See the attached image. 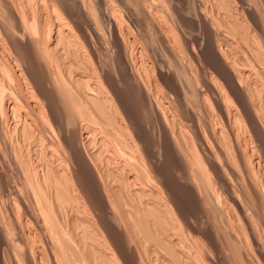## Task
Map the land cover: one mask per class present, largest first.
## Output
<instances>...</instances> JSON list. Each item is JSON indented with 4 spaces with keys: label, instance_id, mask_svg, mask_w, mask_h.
Listing matches in <instances>:
<instances>
[{
    "label": "bare ground",
    "instance_id": "6f19581e",
    "mask_svg": "<svg viewBox=\"0 0 264 264\" xmlns=\"http://www.w3.org/2000/svg\"><path fill=\"white\" fill-rule=\"evenodd\" d=\"M20 1L17 3L14 0H0V10H4L16 21V23L19 21L22 27L28 26V32L30 33V25L34 23L33 30L38 33V31L42 29L43 23V18L41 19L42 5H46L47 0H45L44 4L41 2L43 0ZM195 1H197L196 3H198L197 5L199 6V10H197L198 14L195 17L178 13V15L180 14L178 19H180L184 26L186 25V27L190 28L189 30L192 31L190 33L191 36L182 38L183 40H181V35L176 36H180V40L183 43L182 44L179 40L183 46V48H181L182 50H178L174 46L175 37H173L174 39L172 40L170 39L171 37L168 36L171 31L174 34L176 29H173V31L171 27H169V31L168 29L158 27L159 34L161 35V43H163L162 45L167 49V52L169 51L172 53H168L171 57V61L169 62H172L176 67L177 64L175 65L174 60L180 58L178 56H183L182 54L185 53L184 55L188 57L189 61L194 57V62L196 61L199 67L201 66L206 69L207 72L208 70L210 72L209 77L207 76L208 73H206L207 75L205 74L208 78H200L203 89H197L201 91L198 93L194 88L197 85L196 83L200 84V82H197L196 78L193 79L191 75L188 76L187 80H184V77V79H173L176 89H172V91L174 90L175 100H177L175 101L176 106H174L175 103L173 102L174 105L167 107L165 105L166 103L163 101L165 98L163 96L165 95L163 91L165 90H162L159 84L161 85L164 83L165 86L169 88H174V85L172 82L171 84L173 86H170V82H167V79H165L166 76H163L162 72L164 70L162 71V68L160 70L158 69L159 71H157V73L151 72V74H155L152 80H148L151 76L147 78L148 68L152 65L150 62L151 65L148 64L149 67L147 66L149 61L145 64L148 68L142 65L144 68L148 69L144 73V76H142V74L138 75L139 72H136V75L135 72L132 71L134 65L130 64L132 63L130 60L135 61L137 58L131 59L130 43H128L131 40L128 41L129 38L126 39L127 36L122 35V29L119 26L120 24H118L119 20L117 19L118 21H116L112 11V13L109 11L110 17L112 18L109 20H113V30L111 29L115 38L113 42L118 46V50L116 52L114 51V54H117L114 55V59L115 57L116 59L114 60L110 56L112 60L115 61L113 65L101 59L102 56L105 57L107 55H102V53H104L105 43L103 44V51L101 48V50H99L96 45L95 48L92 49L93 46L90 48L92 50L88 49L84 50V52L79 49L81 53L77 52L74 55V52L72 54L73 58L70 52L65 53L64 51L62 55L61 52H63V50L60 49V42L71 37L73 34L69 21L67 22L69 25H67L65 19L62 17H57L54 22L55 29L52 30L53 36L48 34L49 38L53 39V41L48 42L45 38L47 34L40 37L38 34H35L39 38L44 37L43 39L47 40H45V42H48V45H45L43 42L44 40L41 39L42 44L44 43L43 45L46 46L43 47L45 50L42 49V51L40 49L43 45L40 47L41 44L38 45V42L35 48L32 47V44H29L32 41L34 42L33 33V36L30 34L26 43L22 42L19 45L14 44L12 46L14 50H16L15 54L17 51L22 50L21 52H23V49L26 51L27 47L29 49L31 47V51L28 50L30 53L27 52V54L29 53L30 55L25 54L24 56L26 57H21V55L18 54L19 56L16 55L17 57H14L15 60L18 59L17 61H19V57H21L22 62L25 64V66H22L17 63L21 66H18L19 69L16 68L18 71L14 70L15 68L11 67L6 60L0 59V122H3L5 116L8 115V107H11V110L15 112L14 114L21 110V108H24L26 111V118L25 121H23L25 123L20 125V120V124L14 123V127L9 126L10 128L5 129L8 133L5 131L6 133L1 134L4 131H0V134L8 145H4L5 148L7 147L8 150L10 149V153L13 154V156L10 155L15 159L13 164L16 162L19 168L18 170H20L19 172L23 174V179H25L26 184L32 191L29 190L31 193L28 197L31 198L32 195L33 200L30 201L32 203L29 202V206L25 207V211L30 213L29 216L34 223L33 225H35V231L26 230L23 224L15 219L16 216L14 213V216L11 214V216L14 217L12 218L7 209V213L4 214L3 212L5 209L2 212L0 208V218H4V215L8 218V220H5L8 222L6 224L4 223V226L1 224L2 226L0 227V233L3 235L0 237V264H97V261H100L102 264H121V262L122 264H156V260L153 256L158 251L156 252L154 248L155 252L151 257L149 251L150 247H142L140 245V241L142 240L138 238L135 239L136 236L134 237L135 234L133 231L135 232L138 229H142L140 227H146L148 232L153 234L156 239H154L153 244H151L153 247L154 245L155 247L158 245V241L160 245H163V247L171 251L175 257H178L177 261L180 258H183L185 261L187 258V263L181 260L184 262L183 264H189L190 259H193L195 264H208V262H210L208 259L209 254L206 256V251L208 249H206L205 253L195 251L196 253L194 254L192 252L193 249L190 247V245H192L190 241H193V239L190 238L191 235L185 234L191 239L189 240L184 234H181V230L183 232V229L186 228H183L182 225V229L180 228L181 224L180 226L178 225V218L180 219V217L176 216L178 213H176V211L177 209L181 211V207L179 206V210L178 205L175 204L177 202L175 198L176 195H174L164 179V177H166L165 172H162L158 166L161 156L165 157L166 155L172 158V160L175 159L177 168L172 166L175 168L173 169L174 176H176L175 179L185 184L193 201L194 206H192L196 210L194 211L192 208L190 211L186 212V215H183L185 212H181V214L179 212V216H183L181 219H184L186 216L184 219L186 222L180 219V223H187L185 226L188 225L190 231H192V226L193 228L198 226V228L205 231H203L204 237L208 236L205 239L214 235L209 238L211 243L208 241L209 243L207 242V245L209 246V244H212L217 248L221 246V250L223 241L220 242L221 238L218 237L220 234L218 231L216 232L213 226L214 224L212 225L209 221L208 223L210 225H204V221L206 220L204 219L205 215L208 216L207 213H209L210 210H213V212L215 211L219 218H222L221 225L227 235L226 242L229 243L228 245L231 244L230 246H232V248H235V252L233 253L238 254L239 250L243 252L244 249L249 259L245 264H255V257L252 254L254 253V249L256 251L257 246L260 245V240L258 239L260 235L257 237L258 232L256 233L255 226L257 218L255 219L253 217L252 210L257 206H261L262 212L264 210V12H261L264 8H262L263 5L257 6L259 3H257L258 0H237L240 6L237 2L236 4L238 6L235 4L236 7H240L241 12H239H243L245 15L241 16L238 12V8H234L235 10H232L233 7L229 9L228 5L231 3L230 0H226V3H224V0H215L218 1L217 3L221 6L228 3V5H225L226 10H223L224 7H222V10L219 7V12L225 11L221 15L219 12L217 14L215 12L214 14V9L208 8L207 2L209 0ZM141 3L143 4L144 2ZM152 3L154 2L152 1ZM232 4H230V6ZM82 5L84 7L85 5L89 7L88 3ZM143 5L140 4V6ZM148 5L149 4H147V7ZM19 6L20 8L18 9ZM27 7L29 9L30 7H34L33 15L30 14L31 11L29 12ZM54 7H52V10H54L53 12L56 10L58 11L59 7H55L56 10L53 9ZM81 7H79L80 10ZM259 7H261L262 10H259ZM47 8H49V4ZM148 9L153 10L151 7ZM67 10L65 11L68 12ZM57 11L56 13L62 12H60V9L58 12ZM88 11L89 13H87ZM88 11L84 12V16H87L85 19L89 16L90 21L89 19L85 21L90 23L91 31L86 29L85 32V30H81V27L80 29L77 27V30H81L82 36L84 35V38L89 42L90 40L88 38L91 37V32H93L94 38L96 37L97 40L98 38H102V36L100 31H98L99 28L96 27L97 23H99L96 21L97 18L92 19L96 11L94 10L95 14L93 13L92 15V11ZM152 12L150 13L154 14V11ZM161 13L162 12H160V16ZM165 13L162 14L165 16ZM61 15L59 14L58 16ZM65 15L66 13L63 14V16ZM171 15L172 14H169L167 18V15L163 17L169 20L173 18ZM91 16L93 17L91 18ZM150 17H152V15ZM31 20L33 23L29 25ZM47 21L48 23L46 22V25L49 24V20ZM95 21L97 22L96 24ZM173 21L171 20L170 22ZM189 22L192 24L190 25ZM198 22L201 23L203 25L202 28L205 29L202 38L194 31V29L197 28L196 24L197 26L201 25H198ZM182 23L181 26H183ZM20 24L18 23V25ZM75 24L73 23V25ZM77 24L80 23L78 22ZM14 26L18 28L17 25ZM157 26H161V23L160 25L157 24ZM176 26L179 25L177 24ZM44 28L47 29V27ZM183 29L185 30L184 27ZM43 31L42 34L44 33ZM177 31L180 32L179 30ZM2 32L0 37L4 36ZM17 33L18 31L13 28L12 32L9 33L10 39L12 38L15 40ZM85 39L84 42L88 44ZM93 39L91 40L93 41ZM132 39L134 41V38ZM241 41L242 43L244 42V45ZM6 42L7 41H5V45ZM27 42L29 44L28 46H26ZM97 42L98 44L100 43L99 41ZM83 43L80 44L79 42L78 44L75 42L76 47L74 50L79 48V45L87 47ZM89 45L91 44L89 43ZM7 46H9V44ZM132 46L134 47V45ZM98 47L100 46L98 45ZM11 48L8 50L12 51L13 49L11 50ZM4 49L7 48L4 47ZM9 51H7V54ZM204 51L206 53H204ZM180 52L183 53L180 54ZM145 53L148 54L146 57L149 56L148 52ZM142 58H144L143 55ZM146 59L147 58H145V61ZM17 61H15V63ZM12 62L14 63V60ZM61 62L62 65L64 64L63 67L61 66ZM161 63L163 64V61ZM156 64L155 69L159 67V64L158 67ZM29 66H33L34 70L36 69L39 71L38 74H40L38 77L36 74L33 75L32 72L30 73L28 69ZM203 68H201V70ZM139 69L137 68L136 70L138 71ZM175 70L180 74L183 73L185 76L189 74H187L188 69L183 66H177ZM175 73L177 72L175 71ZM198 73L201 74L200 72ZM18 75H20V78L26 75L27 77H24L25 79L29 77V82L27 83L26 80V83L31 88V94L28 95L26 93L28 96L24 93H20L19 91L21 89L19 87H17L14 92L9 90L12 88L11 86L10 88L7 87L8 85L6 82L8 80L10 82L13 77L17 78ZM64 75L66 78L63 77ZM172 75H174V73ZM170 79H172V77H170ZM126 80L133 81L134 85H131L132 82L127 83ZM115 82L119 84L127 83L136 91L138 90V96H140L142 103H144V108H142L144 111L151 110L158 121L159 127L157 126L158 124L156 127H153H158L157 130H155L156 132L159 131L158 135L156 133V136L159 138L157 141H154L156 137H151L153 141L149 140L150 135L147 134L149 137L146 135V129H141L138 122H136L137 120L132 118L133 116L127 118L130 113L127 116L123 115L126 117L125 119H127L125 121L127 123H123L124 117L122 115L119 117V110L122 108L125 110V107L119 104L122 101L118 102L117 100L118 89ZM6 87L9 88L8 90L11 93ZM17 89L19 91H17ZM193 89L198 96H200L199 98L204 99L205 103L208 102V104L204 105L205 110L202 112L203 115L201 113L202 116L199 115V113L197 114L192 106L190 107L191 104L189 105L190 96L193 95V93L195 94L194 91L192 92ZM5 91L10 93L11 106H8V104L7 107L5 106L4 98L9 95L7 94L5 96ZM40 96L43 102H40L42 101ZM28 99H33L31 100L32 103H30ZM117 103L122 108L118 109ZM186 113L189 115V117H187L189 118V125L187 127L184 125V122H182V117ZM8 117L9 116H7V118ZM13 117V119L17 120L22 119L19 118V116L15 117V115H13ZM82 120L86 121V124L82 123ZM11 121L13 120L11 119ZM4 122L6 123V121ZM0 126L3 127L4 125L1 124ZM101 126L104 128L102 129ZM52 131L53 133L57 131V134H55L57 138L53 137L54 134L52 137L49 136ZM190 131L193 136L189 135ZM17 133H19L21 138H19L18 135V139L17 137L14 139ZM210 133L211 136H208ZM26 134L28 136L30 135L31 141L33 140L32 137L36 138V141L31 142L34 144L33 146L30 144L28 145L34 150L26 145H21L20 140L23 143V141H25L24 137H27L25 136ZM152 134L154 133L152 132ZM94 135L95 137L96 135L100 136L98 138L96 137V139ZM110 136L113 137L111 138L112 140H109ZM49 138L51 139L50 141ZM95 139L99 141V144L101 143L100 146L102 145L101 150L99 147L98 149L100 151L98 152L97 150V153H95V149L92 148ZM4 140L3 142H5ZM30 140H28L29 143ZM0 146V155H2L3 152H1V149L3 148V144ZM52 148L54 150L56 148H61L65 153V157L62 158V154L60 155L61 157L59 156L60 158H55V155L51 156L49 154L51 152L49 151ZM4 150L3 148V151ZM57 151L61 152L60 149ZM52 152L55 154L54 151ZM49 155L51 158L48 159ZM3 158L5 157L3 156ZM4 178L5 177L0 175L1 181L6 182ZM2 189L4 190V188ZM93 190L96 191L94 196L91 195ZM20 192L22 193V191ZM2 193L0 192V194ZM22 196H24V194ZM23 199L25 198L22 197L20 201L24 203ZM17 201L19 202V199ZM25 201L28 204L29 200L27 201V198ZM71 203H73V206H71ZM213 212L209 213V216H211L210 214L213 216V214H215ZM64 213L68 215L67 218H65ZM26 214L28 213L26 212ZM214 218L216 219V216ZM219 218L217 219L220 222ZM253 218L256 221H254ZM214 222L216 221L213 220V223ZM257 224L259 226V223ZM217 227L219 228V226H216V228ZM16 230L18 231L16 232ZM147 230L145 231L146 233ZM141 231L142 230H140V232ZM257 231H259V229ZM41 232L47 234L45 241L43 244H40V246L37 244V235L39 236ZM140 232L137 231L138 234ZM195 232L198 231L196 230ZM216 233L218 235H216ZM260 233L261 232H259V234ZM149 234L144 236H149ZM40 235L43 236L42 234ZM261 235H263V232ZM204 237L201 238L203 239ZM141 239L143 238L141 237ZM186 239L189 242H187ZM154 242L157 244H154ZM187 243L190 245H186ZM147 245L150 246V244ZM207 245H204L203 248L201 246L198 247L202 248L204 251V247H207ZM198 247L194 250H198ZM161 248L162 247L159 249ZM215 249H213L214 251L212 252H215ZM161 250L162 252H166V250L163 251L164 249ZM199 251H201V249H199ZM158 253H160V251ZM262 253V255H264V252ZM160 255L161 254H157V256H155L157 260L161 259L160 262H162V264H172L174 259L171 260L169 253H165L162 257ZM216 255H218V253ZM257 255H259V253ZM120 258L122 261H119V263L118 260ZM262 258L264 260L263 256ZM213 259L212 257L210 260ZM215 261L213 260V262ZM191 262L193 261L191 260ZM216 262L218 263V261Z\"/></svg>",
    "mask_w": 264,
    "mask_h": 264
},
{
    "label": "rangeland",
    "instance_id": "374dc122",
    "mask_svg": "<svg viewBox=\"0 0 264 264\" xmlns=\"http://www.w3.org/2000/svg\"><path fill=\"white\" fill-rule=\"evenodd\" d=\"M15 2H17V3H19V1H17V0H14ZM80 1V2H79ZM126 1V2H125ZM138 3H137V2ZM152 1L154 2V3H152ZM157 1V2H156ZM159 1V2H158ZM164 1H166V2H164ZM151 0V2H150V0H85V1H83L82 0V2H84L85 4L86 3H88L89 5V7H87L86 5H85V7L82 5V4H84V3H82L81 2V0H55V2H54V0L52 1L51 0V2L52 3H54V4H52L51 2H50V0H47L46 2V5L44 4V2H45V0H43V1H41L42 2V4H44V5H42V10H41V19H42V29H40L39 31H38V33L37 32H35L34 30H33V27H34V23H33V21L31 20L30 22H29V25L31 24V23H33L32 25H30L31 26V33L30 32H28V26L27 27H22V24H20V22L19 21H17V23H16V21L14 20V19H12L4 10H0L1 12H0V24H1V31H0V34H1V32H2V30H3V32H5V33H3L2 32V35H4L3 37H0V59H3V60H6L9 64H10V66L11 67H14L13 69L14 70H16V68H18V66L19 65H22V66H25V64H24V62H22V60H21V57H23L25 54L26 55H30L29 53V51H31V47H30V49L27 47L26 49V51H25V49H23V52H25V53H23V52H21V51H17L16 52V54H15V51L16 50H14V48L12 47L14 44H16V45H19L20 43H26V41H27V39H29V37H30V34L32 35V33L34 34V42L32 41L31 43H29V44H32L33 46V48H35V47H37V42H38V45H40V47L45 43V45H48L47 43L48 42H51V41H53V39H50L49 38V35L48 34H51L52 36H53V33H52V30L53 29H55L54 28V22H55V20L57 19V17H62V18H64L65 19V22H66V24L67 25H69L70 24V26L72 27V30H73V34H72V36L71 37H69V38H66L65 40H63V41H61L60 43L62 44H60V49L61 50H63V52H61V50H60V52H61V54L63 55L64 54V51H65V53H67V52H70L71 53V55L74 53V55L78 52V53H81V51H83L84 52V50H92L93 48H95V46L97 45V48H99V50H101L104 46V53H102V51H103V49H102V51H101V53H102V55H106L105 57H103L102 55V57H101V59H102V61H106V63H108V64H112L113 65V63L115 62L114 60L116 59V57H115V59H114V55L116 54H114V51L116 52L117 50H118V46H117V44H115V42H113V40L115 39L114 38V34H113V27H112V23H113V20H109V19H112L111 17H110V12L112 11L113 12V14H114V18L116 19V21H118V24H120L119 26L121 27V29H122V35H124V36H127L126 37V39L127 38H129L128 39V41L129 40H131V41H129L128 43H130L129 44V47H130V51H131V53H130V56H132L131 57V59L133 58V59H136L135 61H133V60H130V62L132 61V63H130L131 65H134V68H132V71H134L135 72V74H136V72L138 73V75H141L142 74V76H144V73L146 72V70H148V76H147V78L149 77V76H151V77H149L148 78V80H152V77H154L155 76V74L154 73H152V74H154V75H152L151 74V72H156L157 73V71H159L161 68H162V73H163V76H166V78L165 79H167V82L170 84V86H173L174 85V88L172 87H170L171 88V90H170V88L169 87H167V86H165V84L164 83H162L161 85L159 84V86H161L162 87V90H165V91H163L164 93L163 94H165V95H163L165 98H164V102L166 103L165 105L168 107V106H170V105H174V103H175V105L174 106H176V102L175 101H177V100H175V96H174V90L172 91V89H176V87H175V82L173 81V79H176L177 78V80L180 78H182V79H184V80H187L188 79V76L189 75H191V77L194 79V78H196V81L198 82H200V84L199 83H196L197 85L195 86V88L194 89H196V91H197V93L198 92H201V91H198V90H201V89H203V86H202V84H201V79L202 78H206L207 76L209 77V75H210V72H209V70H208V72H207V70L206 69H204L203 67H199L198 66V64H197V62L195 61L194 62V57H193V59H191V61H189L188 60V57L186 56V55H184L185 53H183V52H180V54H182L183 56H178V57H180V58H176L175 60H174V62H175V65H176V67L174 66V64L172 63V62H169V61H171L170 60V54H172V53H170L169 51L167 52V49H165V47H164V45H162L163 43H161V35L159 34V28L158 27H160V28H165V29H168L169 30V27H171V30H175V33H176V31L177 30H179L180 32H181V34H180V32H178L177 31V33H179V34H173V32L171 31V32H169V34H168V36H170L171 38L170 39H174L173 37H175V40H174V46L176 47V49H178V50H180L181 48H183V46L181 45V40H183L182 38H188L189 36H191V32L192 31H190L189 29L190 28H187L186 27V25L184 26V24L180 21V19H178V17H179V15H178V13H181L182 15L184 14V15H189L190 17L192 16H196L197 14H198V11L197 10H199L198 9V3H196L197 1H195V0ZM214 1V2H213ZM223 1V0H222ZM226 0H224V3H226L225 2ZM57 2V3H56ZM76 2H78V3H76ZM141 2H144L143 4L141 3ZM218 1H215V0H209L207 3V5H208V8H210V9H214L213 10V13L215 14V12H216V14L219 12V9L221 8V10L223 9L222 7H224V9L223 10H226V8H225V5H228V3L227 4H225L224 6L222 5H219L218 3H217ZM230 4H232L233 2V4L230 6V4L228 5V7H229V9H232V7H233V9L232 10H235L236 8H238V12L240 11L241 12V8L240 7H236V5L238 4L239 6H240V3H239V1H237V0H230ZM238 2V3H237ZM261 4H259V3ZM20 3H21V1H20ZM111 5H110V4ZM113 3V4H112ZM137 3V4H136ZM146 3V4H145ZM153 4V5H151V4ZM156 3V4H155ZM237 3V4H236ZM257 6L259 5V6H262V8H264V0H258L257 1ZM49 4V8H47V5ZM70 4V5H69ZM80 6H79V5ZM140 4L141 5H143V6H140ZM147 4H149L148 5V7H147ZM155 4V5H154ZM162 4V5H161ZM188 4V5H187ZM221 4V3H220ZM236 4V5H235ZM52 5H58L56 8H58L59 7V9H60V12L62 11V12H64V13H59L58 11H59V9H58V11L55 9V7L54 6H52ZM60 5V6H59ZM128 5V6H127ZM157 5V6H156ZM197 5V6H196ZM237 5V6H238ZM26 6V5H25ZM45 6H46V8H45ZM51 6V7H50ZM63 6V7H62ZM83 7L84 8V10L87 12L88 10H90V11H92L91 12V15L94 13L95 14V11H96V14L94 15V18H92L93 16H91V18L92 19H95V18H97L96 19V21H98L99 23H97L96 21H95V24L97 23V28H99L98 29V31H100V34H101V36H102V38H98V40H97V38L95 37L94 38V34H93V32H91L92 33V35H93V38H92V35H90L91 37H89L88 39L90 40L89 42H88V40H86L85 38H84V35L82 36V32H81V30H85V32H86V29H88V31L91 29L90 28V23L88 22V21H85V20H88L89 19V16H88V18L87 19H85V17H87V16H84V10H83V8L81 7V10H80V8L79 7ZM93 6V7H92ZM108 6H110V7H108ZM153 8V10H151V9H148V8ZM211 6H212V8H211ZM218 6V7H217ZM45 9H44V8ZM52 7H54L53 9H55L58 13H56V11L55 12H53L54 10H52ZM70 7V8H69ZM147 7V8H146ZM159 7V8H158ZM220 7V8H219ZM227 7V6H226ZM20 8V6L18 7V9ZM51 8V9H50ZM63 10H62V9ZM66 8V9H65ZM141 8V9H140ZM177 8V9H176ZM218 8V9H217ZM235 8V9H234ZM21 9H22V6H21ZM21 9H20V11H21ZM31 9V10H30ZM30 9L27 7V10L30 12L31 11V13L30 14H32L33 12H34V7H30ZM49 9V10H48ZM68 9V10H67ZM109 9V10H108ZM145 9V10H144ZM157 9H159V10H157ZM173 9V10H172ZM48 10V11H47ZM51 10V11H50ZM65 10H67L68 12H66ZM95 10V11H94ZM147 10H148V12H147ZM169 10V11H168ZM174 10H176V11H174ZM259 10H262L261 9V7H259ZM3 11H4V13H3ZM27 11V12H28ZM83 11V12H82ZM110 11V12H109ZM152 11H154V14H152L153 12ZM156 11V12H155ZM170 12V13H168V12ZM111 12V13H112ZM150 12H152V13H150ZM158 12V13H157ZM160 12H162L163 14L165 13V16H166V18L169 16V14H172L171 16H173V18L172 19H169V20H166V19H164V15L161 13V16H160ZM172 12V13H171ZM223 12H225V11H223ZM222 11H220L219 13L222 15V13H223ZM239 12V13H240ZM261 12H264V10H262ZM54 13H56V14H54ZM66 13V15L65 16H63V14H65ZM69 15H68V14ZM87 13H89V11L87 12ZM156 13V14H155ZM243 13V12H242ZM242 13H240L241 14V16L243 15V16H245L244 15V13L242 14ZM60 14H62L61 16H58V15ZM116 14V15H115ZM131 14V15H130ZM149 14H151L152 15V17H150L151 15H149ZM33 15V14H32ZM85 15H86V13H85ZM144 15V16H143ZM157 15V16H156ZM164 17H163V16ZM175 15V16H174ZM178 15V16H177ZM5 18H4V17ZM51 16V17H50ZM52 16H53V18H52ZM56 16V17H55ZM68 16H70V17H68ZM98 16V17H97ZM102 16H104V17H102ZM108 16V17H107ZM149 16V17H148ZM146 17V18H145ZM155 17V18H154ZM156 17H157V19H156ZM160 17V18H159ZM50 18V19H49ZM72 18V19H71ZM52 19H53V21H52ZM77 19V20H76ZM118 19V20H117ZM146 19V20H145ZM149 19V20H148ZM178 19V20H177ZM47 20H49V24L48 25H46V22L48 23V21ZM173 21V22H170V21ZM69 21V24L67 23ZM71 21V22H70ZM74 21H76V22H74ZM89 21H90V19H89ZM148 21V22H147ZM158 21V22H157ZM169 21V22H168ZM9 22V23H8ZM51 22V23H50ZM80 23V24H77V23ZM84 22H86V23H84ZM88 22V23H87ZM163 22V23H162ZM178 22V23H177ZM3 23V24H2ZM18 23L20 24V25H18ZM45 23V24H44ZM71 23H72V25H73V23L75 24V25H73V26H75V27H73L72 25H71ZM151 23V24H150ZM158 25H160V23H161V26H157V24ZM169 23V24H168ZM172 23V24H171ZM180 23V24H179ZM181 23H182V25L183 26H181ZM190 23V22H189ZM44 24V25H43ZM53 24V25H52ZM89 26H88V25ZM148 24V25H147ZM168 26H166V25ZM174 24V25H173ZM178 24L179 26H180V28H179V26H176V25ZM192 23H190V25H191ZM199 24H201V23H199L198 22V25ZM7 25H8V27H7ZM14 25H17V27L18 28H16ZM46 25V26H45ZM51 25H52V27H51ZM77 25V26H76ZM80 25H82V26H80ZM88 26V27H86V26ZM114 25V24H113ZM173 25V26H172ZM193 25H195V24H193ZM30 26H29V28H30ZM48 26H49V29H48ZM85 26V27H84ZM99 26V27H98ZM156 26V27H155ZM165 26V27H164ZM174 26H175V28H174ZM21 27V28H20ZM44 27H47V29L46 28H44ZM51 27V28H50ZM70 27V28H71ZM77 27H79V29H80V27L82 28L81 30H77ZM183 27L185 28V30L183 29ZM196 27L199 29H194V31L196 32V33H198V35H199V37L200 38H202L203 36H204V33H205V29L204 28H202L203 27V25L201 24L200 26H197V24H196ZM8 28V29H7ZM12 28V29H11ZM13 28L16 30V31H18V33H17V36L15 37V40L14 39H10V37H9V33L10 32H12V30H13ZM23 28V29H22ZM83 28H85V29H83ZM157 28V29H156ZM179 28V29H178ZM18 29V30H17ZM19 29H21V30H19ZM112 29V30H111ZM201 29H204V30H201ZM10 32H9V31ZM44 30V31H43ZM158 30V31H157ZM173 30V31H174ZM198 30V31H197ZM22 31V32H21ZM29 31H30V29H29ZM42 31L44 32L43 34H42ZM45 31H47V32H45ZM91 31V30H90ZM170 31V30H169ZM188 31V32H187ZM49 32V33H48ZM78 32V33H77ZM81 32V33H80ZM124 32V33H123ZM14 33H15V31H14ZM90 33V32H89ZM29 34V35H28ZM38 34V36L40 37V36H44V35H46V39L48 40V42H45V40L46 39H43L44 37H41V38H39L38 36H36V35ZM41 34V35H40ZM81 34V35H80ZM173 34V35H172ZM178 35H181V40H180V36L179 37H176V36H178ZM33 36V35H32ZM104 36V37H103ZM129 36V37H128ZM159 36V37H158ZM36 37V38H35ZM39 39H38V38ZM78 37V38H77ZM81 38V39H80ZM83 38V39H82ZM132 38H134V41H133V39ZM148 38V39H147ZM177 38H179V39H177ZM44 40L43 42V44H42V40ZM71 39V40H70ZM84 39L88 42V44H86L85 42H84ZM91 39H93V41L91 40ZM103 39H105V40H103ZM9 40V41H8ZM14 40V41H13ZM38 40V41H37ZM46 40V41H47ZM50 40V41H49ZM78 40V41H77ZM178 40V41H177ZM179 40H180V42H179ZM5 41H7L6 42V45H5ZM97 41H101L99 44H98V42ZM14 42V43H13ZM63 42V43H62ZM66 42V43H65ZM68 42V43H67ZM73 42V43H72ZM75 42L76 43H78L79 44V42H80V44L81 43H83L84 45H86L87 47H82V46H80L79 45V48H77V49H75L74 50V48L76 47L75 46ZM93 42H94V44H93ZM106 42H107V44H106ZM176 42H179V43H176ZM35 45H34V44ZM89 43L91 44V45H89ZM105 43V44H104ZM131 43H132V45H134V47L131 45ZM241 43H242V41H241ZM9 44V46H7ZM28 44V42H27V45L26 46H28L29 45ZM65 44V45H64ZM68 46H67V45ZM73 44V45H72ZM102 46H101V45ZM103 44H104V46H103ZM114 44H115V46H114ZM147 44V45H146ZM183 44V43H182ZM243 45H244V42L242 43ZM1 45H4V46H1ZM45 45H43L42 46V48H40L41 50L43 49V50H45V48H43ZM98 45L100 46V47H98ZM113 45V46H112ZM180 45V46H179ZM31 46V45H30ZM70 46H72V47H70ZM93 46V47H92ZM146 46V47H145ZM4 47H6L7 49H4ZM12 47V48H11ZM39 47V46H38ZM46 47V46H45ZM68 47V48H67ZM92 47V49H90ZM9 48H11V50L12 51H14V52H12V51H9L10 49ZM66 48V49H65ZM72 48V49H71ZM81 48H83V49H81ZM87 48V49H86ZM101 48V49H100ZM112 48V49H111ZM9 49V50H8ZM79 49L81 50V51H79ZM6 50V51H5ZM29 50V51H28ZM42 50V51H43ZM69 50V51H68ZM147 50V51H146ZM182 50V49H181ZM4 51V52H3ZM7 51H9L8 52V54H7ZM111 51V52H110ZM163 51V52H162ZM205 51H207V50H205ZM204 51V53H206ZM12 52V53H11ZM21 52V53H20ZM27 52H29L28 54H27ZM82 52V53H83ZM133 52V53H132ZM145 52H148L149 53V56H147L146 57V55H148V54H146ZM150 52H151V54H150ZM11 53V54H10ZM100 53V54H101ZM140 53V54H139ZM168 53H170V54H168ZM18 54H20L21 55V57H19V61H17V60H15V58L17 57V56H19ZM135 54V55H134ZM145 54V55H144ZM11 55L12 56V58H11V56L9 57V56ZM15 55V56H14ZM17 55V56H16ZM117 55V54H116ZM140 55V56H139ZM142 55L144 56V58H142ZM5 56V57H4ZM7 56V57H6ZM114 59V60H112V58ZM168 56V57H167ZM15 57V58H14ZM24 57H26V56H24ZM64 57V56H63ZM107 57V58H106ZM151 58V59H149V58ZM165 57H166V59H165ZM182 57H183V59H182ZM11 58V59H10ZM72 58H73V55H72ZM104 58V59H103ZM145 58H147L146 59V61H145ZM163 58V59H162ZM144 59V60H143ZM182 59V60H181ZM14 60V63L12 62ZM162 62L163 61V64L160 62V61ZM184 60V61H183ZM10 61H11V63H10ZM15 61H17L16 63H15ZM21 61V62H20ZM137 61V62H136ZM144 61H145V63H144ZM147 61H149L148 63H147V66L149 67V65H151L149 68L145 65L146 64V62ZM158 61H159V63H158ZM176 61H177V63H176ZM189 61V62H188ZM112 62V63H111ZM135 64H134V63ZM150 62H151V64H150ZM181 62V63H180ZM19 65H18V64ZM21 63V64H20ZM144 63V64H143ZM154 63V64H153ZM157 63V64H156ZM161 63V64H160ZM165 63V64H164ZM168 63V64H167ZM191 63V64H190ZM194 63V64H193ZM12 64V65H11ZM14 64V65H13ZM115 64V63H114ZM149 64V65H148ZM155 64L157 65V67H158V64H159V67L158 68H156L155 69ZM179 64V65H178ZM183 64V65H182ZM16 65V66H15ZM64 65V64H63ZM63 65H62V62H61V66L63 67ZM145 65L148 69H146V68H144L143 66ZM173 65V66H172ZM181 65V66H180ZM189 67H188V66ZM139 66V67H138ZM140 66H142V67H140ZM164 68H163V67ZM177 66H179V67H185L186 69H188V71H187V76H185L183 73L182 74H180L177 70H175V69H177ZM187 66V67H186ZM19 67H21V66H19ZM131 67H133V66H131ZM135 67H137L139 70L137 71L136 69L137 68H135ZM170 67V68H169ZM112 68V67H111ZM175 68V69H174ZM201 68H203L202 70H201ZM19 69V68H18ZM18 69L16 70V71H18ZM29 70H30V73L32 72V74L34 75V74H36V76L38 77V75L40 74H38V72L39 71H37L36 69L34 70V68H33V66L32 67H30L29 66V68H28ZM136 71H135V70ZM159 69V70H158ZM170 71H169V70ZM145 70V71H144ZM152 70V71H151ZM155 70V71H154ZM172 70V71H171ZM198 70V71H197ZM34 71H37V72H34ZM175 71L178 73H175ZM203 71V72H202ZM133 72V73H134ZM150 72V73H149ZM198 72H200L201 74H199ZM167 73V74H166ZM174 73V75H172V74ZM191 73V74H190ZM196 73H197V75H196ZM206 73H208V75L206 74ZM177 74V76L175 77V75ZM193 74V75H192ZM207 76H206V75ZM65 75H66V73H65ZM63 76V77H65L66 78V76ZM137 75V74H136ZM146 75H147V73H146ZM146 75H145V79H146ZM183 75V76H182ZM202 75H204V76H202ZM124 76H125V74H124ZM172 77V79H170V77ZM179 76V77H178ZM194 76V77H193ZM198 76H200V77H198ZM22 78H20V75H18V77L16 78V77H13V78H11V81L9 82V80L6 82L7 83V87H9L10 88V86L12 87V88H7L6 87V89L8 90H10L11 92H14V90H16V88L17 87H19L18 89L20 90H18L17 89V91H19L20 93H24V94H31V88L29 87V85L27 84L28 82H29V80H28V78L27 79H25L27 76L25 75V76H21ZM25 77V78H24ZM184 77V78H183ZM199 79H198V78ZM207 77V78H208ZM144 78V77H143ZM190 78V77H189ZM201 78V79H200ZM198 79V80H197ZM25 80V81H24ZM26 80H27V83H26ZM169 80V81H168ZM9 82V83H8ZM126 82L127 83H129V82H132V84L131 85H134V83H133V81H129V80H126ZM125 82V83H126ZM151 82V81H150ZM173 82V83H172ZM119 84L118 82H115V85H116V87H117V96H118V98H117V100H118V102H121V103H119V104H121V106H124L125 107V110H123L124 108H122L120 105H118V103H117V105H118V109L119 108H122V109H120L119 110V117L122 115H124V116H127L129 113V115L127 116V118L130 116V117H132V118H134L135 120H137L136 122H138V125L140 126V128L142 129V128H144V129H146L145 130V132H146V135L148 134V135H150V137H149V140L151 141H153V139L152 138H154V137H156L155 139H154V141L156 140L157 141V139H159L158 138V136H156V133H157V135H158V133H159V131L158 132H156L155 130H157V128L159 127V124H158V121H157V119H156V117L154 116V114L151 112V110L150 111H147V110H145L144 111V103H142V100L140 99V96H138L139 94H138V90L136 91L132 86H130L129 84ZM173 85H172V84ZM119 85V86H118ZM198 86V87H197ZM14 87V88H13ZM192 90V92L194 91L195 92V90ZM198 89V90H197ZM1 90V89H0ZM6 90V91H7ZM8 90V91H9ZM133 90V91H132ZM5 91V96L7 95V94H9L8 96H6L5 98H4V100L6 101H4V103H5V106L7 107V104H8V106H11V97H10V93L9 92H6ZM196 92H195V94L193 93V95H191L190 96V100H189V105H190V107L192 106L195 110H196V112H197V114L199 113V115H201V113L202 112H204L203 110H205V106L204 105H206V104H208V102L207 103H205V101H204V99H201V98H199L200 96H198V94H197ZM26 94V96H28ZM119 94V95H118ZM172 96H171V95ZM137 96V97H136ZM196 96V97H195ZM170 97H172V98H170ZM174 97V98H173ZM42 97L40 96V99H41ZM197 98H198V100H197ZM10 99V100H9ZM194 99V100H193ZM200 99V100H199ZM31 100H33V99H28V101L30 102V103H32L31 102ZM42 101H40V102H43V99H41ZM116 100V101H117ZM120 100V101H119ZM141 100V101H140ZM169 100V101H168ZM195 101V102H194ZM174 102V103H173ZM232 102V101H231ZM233 102H234V100H233ZM10 103V104H9ZM122 104H124V105H122ZM168 104V105H167ZM54 105V104H53ZM203 105V106H202ZM264 105V104H263ZM143 107V108H142ZM197 107V108H196ZM201 108V109H200ZM127 109V110H126ZM121 110H123V111H121ZM212 110H213V108H212ZM8 111H9V113L7 112V116H9L8 118H7V116H5V119L3 120V122L1 123L2 125H4L3 127L2 126H0V131H4V132H2L1 134H3V133H6L7 132V130H5V129H7V128H10V127H14V125L16 124V123H19V121L21 122V124L20 125H22L23 123H25V122H23V121H25V110H24V108L22 109L21 108V110H19V111H17L16 112V114H14L15 112H13L12 110H11V107H8ZM130 111V112H129ZM126 112V113H125ZM20 113V114H19ZM122 113V114H121ZM15 115V117H18L19 116V118H22V119H13L14 117H13V115ZM19 114V115H18ZM148 114V115H147ZM187 114V113H186ZM184 115L182 118L184 119H182V122H184V125H186V127L189 125V118H187V117H189V115L187 114V115ZM18 115V116H17ZM198 115V116H199ZM202 115H203V113H202ZM201 115V116H202ZM123 116V117H124ZM149 116V117H148ZM154 116V117H153ZM186 116V117H185ZM12 117V118H11ZM122 117V118H123ZM152 117V118H151ZM7 118V119H6ZM24 118V119H23ZM126 117H124V121H123V123L127 120V119H125ZM11 119L13 120V121H11ZM188 119V120H187ZM81 120V119H80ZM4 121H6V123L4 122ZM9 121V122H8ZM11 121V122H10ZM16 121V122H15ZM157 121V122H156ZM86 121H83L82 120V123H85ZM15 123V124H14ZM80 123H81V121H80ZM125 123H127V122H125ZM156 123V124H155ZM186 123V124H185ZM0 124V125H1ZM8 124V125H7ZM86 124V123H85ZM142 124V125H141ZM158 124V125H157ZM156 125L158 126L157 128H153L154 126L156 127ZM7 126V127H6ZM10 126V127H9ZM95 126H100V125H95ZM102 127V126H101ZM104 127H102V129H103ZM3 129V130H2ZM6 131V132H5ZM28 132V131H27ZM55 133H53V131H52V133H51V135H49L50 137H52V135L54 134V136L53 137H55V134H57V131H54ZM152 132L155 134V136H154V134H152ZM8 133V132H7ZM10 133V132H9ZM0 134V145H2L3 144V148L5 149L4 151H3V148L1 149V152H3V156L5 157V158H3V156L2 155H0V175L2 176V177H5V178H7V179H5L4 178V180H6V182L5 181H1V179H0V192L2 193V194H0V208L2 209V212L4 211V209H5V211L3 212L4 214H6L7 212H6V209H7V211L10 213V216H11V214H12V216H16V220L17 221H19L20 223H22L23 224V226L26 228V230H31V231H35L34 229H35V225H33L34 223L32 222V220H31V217L29 216L30 215V213L28 212V211H25V207L26 206H29V202L31 201V200H33V198H32V195H31V198H28L29 197V195H30V193L32 192L31 191V189L28 187V185L26 184V182H25V179H23V174H21L19 171L20 170H18L19 168L17 167V165H16V162H14V164H13V161H15V159H14V157H11V156H13V154H11L10 153V149L8 150V148L6 147L5 148V146H8L7 144H6V141L4 140V138L2 137V135ZM48 134H49V131H48ZM209 134V133H208ZM18 135H19V133H17L16 134V136H14V139H16V137H17V139H18ZM98 135V134H97ZM96 135V137L98 138L99 136H97ZM151 135H153V136H151ZM190 136H193V134H192V132L190 131V134H189ZM25 136H27V137H24V139H25V141H28V140H30L31 139V137H30V135L28 136L27 134L25 135ZM57 136V135H56ZM208 136H211V133H210V135H208ZM95 137V135H94V138H96ZM152 137V138H151ZM19 138H21L20 137V135H19ZM29 138V139H28ZM55 138H57V137H55ZM96 138V139H97ZM109 138V137H108ZM111 138H113L112 136H110V138H109V140H112ZM151 138V139H150ZM27 139V140H26ZM32 141H36V138L35 137H32ZM95 139V141H94V145H95V142H96V145H95V147H94V145L92 144V148H94L95 150H94V152L95 153H97V150H98V152L101 150V147H102V145L100 146V144H99V141H97ZM3 140L5 141V142H3ZM51 139L49 138V141H50ZM22 141H23V139H22ZM25 141H23V143L21 142V140H20V143H21V145H26V146H28L29 144L30 145H34L33 143H31L32 141L30 140V143H29V141L28 142H25ZM198 142V141H197ZM24 143H26V144H24ZM35 143V142H34ZM158 143V142H157ZM161 143V142H160ZM97 144H98V146H97ZM163 144V143H162ZM5 145V146H4ZM163 145H165V144H163ZM96 146H97V149H96ZM1 147V146H0ZM29 147V146H28ZM100 147V150L98 149ZM30 149H32V150H34L33 148H31V147H29ZM7 149V150H6ZM58 149H60L61 150V152L60 151H57ZM55 150L52 148L51 150L52 151H54L55 152V154L50 150L49 152H51V153H49L51 156H54L55 155V158H60L61 156H62V158H64L65 157V153H64V151L61 149V148H56ZM25 152H26V150H25ZM64 153V154H63ZM31 154H33V153H31ZM59 154V155H58ZM62 154V155H61ZM11 155V156H10ZM50 155H49V157H48V159L49 158H51L50 157ZM61 155V156H60ZM64 155V156H63ZM2 156V157H1ZM60 156V157H59ZM167 157V158H166ZM12 159V160H11ZM173 160H174V162H173ZM172 160V158H170V157H168L167 155L164 157V156H161V158L159 159V164H158V166H159V168L161 169V171L162 172H165V176L166 177H164V179H165V181L167 182V184L169 185V187L171 188V191L174 193V195H176L175 196V198L177 199L176 201L178 202H176L175 200V204L176 205H178V207L180 206L181 207V211H178V209H177V211H176V213L178 212H180V214H181V212H185V213H183V215L185 214H187L186 212L187 211H190L192 208L194 209V205H193V201H192V198L190 197V194H189V192H188V190H187V188H186V186H185V184H183V183H181V181H178V180H176L175 178H176V176H174V170L173 169H175V168H173V167H176L177 168V164L175 163L176 161H175V159H173ZM12 161V162H11ZM175 164V165H174ZM173 166V167H172ZM170 168H171V170H170ZM166 169V170H165ZM23 176V177H22ZM22 177V178H21ZM264 178V177H263ZM175 179V180H174ZM8 180V181H7ZM12 181V182H11ZM175 183V184H174ZM3 184V185H2ZM11 185V186H10ZM20 185H21V187H20ZM178 185V186H177ZM3 186V187H2ZM6 186V187H5ZM10 187H11V189H10ZM2 188H4V190L2 189ZM6 188V189H5ZM8 188V189H7ZM22 188V189H21ZM14 191H13V190ZM21 189V190H20ZM2 190V191H1ZM10 190V191H9ZM16 190V191H15ZM31 192H30V191ZM6 191V192H5ZM20 191H22V193L20 192ZM14 192V193H13ZM17 192H18V195H17ZM10 193V194H9ZM24 194V196H22V195H20V194ZM92 194V196H94V193H96V191H92L91 192ZM7 195V196H6ZM27 195V196H26ZM17 196V197H16ZM23 198H27V201H28V204L26 203V201H25V199H23V201H24V203L26 204H24L22 201H20V199L22 200V197ZM8 197H9V200H8ZM21 197V198H20ZM19 199V202L17 201L18 199ZM6 199H7V201H6ZM9 201V202H8ZM18 202V204H17V202ZM119 202V201H118ZM23 203V204H22ZM30 203H32V202H30ZM120 203V202H119ZM70 204V203H69ZM10 205V206H9ZM193 205V206H192ZM4 206V207H3ZM71 206H73V203H71ZM3 207V208H2ZM7 207V208H6ZM9 207V208H8ZM180 207H179V210H180ZM257 208H258V211H257ZM259 208H260V213H259ZM182 209H183V211H182ZM261 206H257L255 209H253L252 210V214L254 215L253 217L257 220H255L254 218H253V220L254 221H256L257 223H259V226H258V224L256 223L255 224V226H256V233L258 232V235H257V237H259V235H260V237L258 238L259 240H260V247L259 246H257V248H256V251H255V249H254V253L252 254L254 257H255V264H264V260H263V258H262V256L264 257V255H262L263 253L262 252H264V245H263V242H264V240H262V239H264V230H262V229H264V210H263V212L261 211ZM194 211H196L195 209H194ZM254 211V212H253ZM26 212L28 213V214H26ZM213 212V210H210L209 211V213H212ZM13 213H14V215H13ZM177 213V215L176 216H178V217H180V219L183 217L182 215L181 216H179L180 214H178ZM209 213H207L208 214V216H209ZM213 213H215V214H213V216H212V214H210L211 216H207V215H205V217H204V219H206L205 221H204V225L205 224H208V225H210L208 222L210 221V223L215 227V229H216V232L218 231V233L220 234V236L216 233V235H218V237H220L221 239V241L220 242H222V249L220 250V248H221V246H219V248H217V247H215L214 245H210L209 244V246L210 247H212V248H210L207 244L210 242L209 241V238H211V236H210V234H209V238L208 239H205L206 237H208V236H205L204 237V230H201L200 228H198V226L196 227V228H198V229H196L195 227L193 228V226H192V231L194 230V229H196L198 232H195L196 230H194L193 232L192 231H190V227L187 225V226H185V224H187V223H184V224H182L183 222H181L180 223V219L178 218V225L180 226V224H181V227L180 228H182V225H183V228L184 227H188L187 229L186 228H182L183 229V232H185V233H183L182 232V230H181V234H184V236L187 238V239H189V240H191V239H193V241L191 242L190 241V244H192V245H190V244H186V245H190V247H191V249H193V253L195 254L196 252L195 251H197V252H199V253H205V251H206V249H208L207 251H206V256H207V254H209V257H208V259H209V261L210 262H208V264H216L217 262L216 261H218V263L217 264H245V262H247V260L249 261V259H248V256H247V254H245L246 253V251H244V249H243V252L241 251V250H239L238 252V254H234L233 252H235L234 251V249L235 248H232V246H230V245H228L229 243H227L226 242V238H227V235L225 234V231L223 230V227H222V218L220 217L219 218V216H218V214H216V212L214 211ZM255 213V214H254ZM28 215V216H27ZM64 215H65V218H67V216L68 215H66L65 213H64ZM216 216V219L214 218L215 216ZM256 215V216H255ZM11 216V217H12ZM6 217V218H5ZM64 217V216H63ZM135 217V216H134ZM186 217V216H185ZM185 217H184V219H185ZM210 217H211V219H210ZM5 218V219H4ZM4 218H0V227L3 225H5L8 221H5V220H8V218H7V216L6 215H4ZM12 218H14V217H12ZM30 218V219H29ZM208 218V219H207ZM217 218H219V220H220V222L218 221V219ZM184 219H181V221H184V222H186ZM203 219V220H204ZM3 220H4V222H3ZM208 220V221H207ZM213 220H215L216 222H214L213 223ZM263 220V221H262ZM212 221V222H211ZM18 222V223H19ZM5 223V224H4ZM2 224V225H1ZM215 224H217V225H215ZM216 226H219V228L217 227L216 228ZM37 227V226H36ZM258 227V228H257ZM262 227V228H261ZM140 228H142V229H140V230H142L141 232H140V230L138 229L137 231L138 232H140L139 234L137 233V231H133V233L135 234L134 235V237L136 236V238L135 239H140V240H142V241H140V245L142 246V247H146V246H148L147 248H149V251H150V256L152 257L153 255L152 254H154V252L156 251H160V253H155V255L157 256V254H161L160 256L162 257V255H165V253L167 254V253H169V257L171 258V260L172 259H174L173 261H172V264L174 263V261H175V263L174 264H183L184 262H186V260H187V258L185 259V261L183 260V258H180V259H178V261H177V258L178 257H175L173 254H172V252L171 251H169L166 247H163V245H160L159 244V242L157 241V243H158V245H160V246H158V245H156V247H155V245H154V247H153V245H151V244H153V240L155 239L154 238V236H153V234L151 233V232H148V230H147V228L146 227H140ZM145 228V229H144ZM260 228H261V230H260ZM186 229V230H185ZM218 229V230H217ZM222 229V230H221ZM259 229V231H257ZM147 230V233L149 234V233H151V234H149V236H144V235H148L145 231ZM189 230V231H188ZM18 230H16V232H17ZM201 231H202V233H201ZM204 231V232H203ZM142 232H144V233H142ZM189 232V233H188ZM190 232H191V234H190ZM194 232H195V234H194ZM259 232H261L260 234H259ZM262 232H263V235H261L262 234ZM139 235V237H138V235ZM200 235H199V234ZM40 234H42L43 236H44V239H43V236H41ZM39 234V236L37 235V244L38 245H40V244H43V242L45 241V238H46V234L47 233H43V232H41ZM185 234H189V235H191V239L190 238H188V235L186 236ZM198 234V235H197ZM201 234H202V236H201ZM195 235V236H194ZM205 235H207V234H205ZM223 235V236H222ZM226 235V236H225ZM3 235H2V233H0V237H2ZM40 236H41V238H40ZM214 236V235H213ZM212 236V237H213ZM141 237L144 239V241H143V239H141ZM147 237H149V238H147ZM196 237V238H195ZM201 237H204L203 239L204 240H207V241H204ZM153 238V239H152ZM261 238V239H260ZM43 239V240H42ZM146 239V240H145ZM186 239V241L187 242H189L188 240ZM202 239V240H201ZM40 240V241H39ZM149 242H148V241ZM156 240V239H155ZM198 240V241H197ZM258 240V241H259ZM42 241V242H41ZM209 241V242H208ZM141 242H142V244H141ZM200 242V243H199ZM203 242V243H202ZM208 242V243H207ZM146 243V244H145ZM156 242H154V244H157ZM211 243V242H210ZM147 244H150V246L149 245H147ZM199 244V245H198ZM207 245V247H204L205 248V250L203 251V246L204 245ZM262 244V245H261ZM144 245V246H143ZM200 247H202V248H199L198 246ZM203 245V246H202ZM41 246V245H40ZM224 246H225V248H224ZM157 247H158V249H157ZM160 247H162L161 249H164L163 251H165L166 250V252H162V250L161 249H159ZM196 247H198L199 249H201V251H199V249L198 250H194V249H196ZM213 247H215V248H217V249H215V248H213ZM154 248H155V251H154ZM186 248V247H185ZM157 249V250H156ZM212 249V250H211ZM213 249H215V252H212V251H214ZM219 249V250H218ZM225 249V250H224ZM1 250H2V248H1ZM152 250V251H151ZM229 250V251H228ZM258 250V251H257ZM261 250V251H260ZM260 251V252H259ZM218 253V255H216V254ZM230 253H232V254H230ZM259 253V255H257V254ZM261 253V254H260ZM227 254V255H226ZM255 254V255H254ZM153 256L154 257V259L156 260V264L157 263H159L160 261H161V259L160 260H157L156 258V256ZM213 255V256H212ZM221 255V256H220ZM231 255V256H230ZM244 255H246V256H244ZM256 255H257V258H256ZM173 256V257H172ZM205 256V257H206ZM215 256H216V258L218 259H216L215 258ZM217 256H219V257H217ZM230 256V257H229ZM214 258L213 260L215 261V262H213V260H210L211 258ZM246 259H245V258ZM253 257V258H254ZM222 258V259H221ZM232 258V259H231ZM153 259V258H152ZM153 259V260H154ZM189 259V258H188ZM221 259V260H220ZM181 260H183V261H181ZM191 260L194 262V260L193 259H190L189 261H190V263L189 264H192L193 262H191ZM233 262H232V261ZM244 260V261H243ZM263 262H261V261ZM121 262L122 261V259L120 258L119 260H118V262ZM119 262V263H120ZM153 262H155V261H153ZM180 262V263H179ZM257 262V263H256ZM102 264L100 261H97V264ZM187 263V262H186ZM185 263V264H186ZM121 264H122V262H121ZM153 264H155V263H153ZM159 264H162V262H160ZM193 264H195V262L193 263Z\"/></svg>",
    "mask_w": 264,
    "mask_h": 264
}]
</instances>
